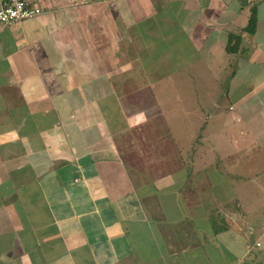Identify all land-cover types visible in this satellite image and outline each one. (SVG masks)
Returning <instances> with one entry per match:
<instances>
[{"label": "crops", "instance_id": "1", "mask_svg": "<svg viewBox=\"0 0 264 264\" xmlns=\"http://www.w3.org/2000/svg\"><path fill=\"white\" fill-rule=\"evenodd\" d=\"M29 1L0 31V264H264V0Z\"/></svg>", "mask_w": 264, "mask_h": 264}, {"label": "built area", "instance_id": "2", "mask_svg": "<svg viewBox=\"0 0 264 264\" xmlns=\"http://www.w3.org/2000/svg\"><path fill=\"white\" fill-rule=\"evenodd\" d=\"M42 10L29 0H0V31L39 16Z\"/></svg>", "mask_w": 264, "mask_h": 264}, {"label": "trees", "instance_id": "3", "mask_svg": "<svg viewBox=\"0 0 264 264\" xmlns=\"http://www.w3.org/2000/svg\"><path fill=\"white\" fill-rule=\"evenodd\" d=\"M255 10L252 9L251 13H249V16L247 18V24L245 28L243 29V32L249 34L250 36L254 35V28H255ZM240 36H229V42L227 43V46L225 48V51L227 53H235L237 50L238 43H240Z\"/></svg>", "mask_w": 264, "mask_h": 264}, {"label": "rangeland", "instance_id": "4", "mask_svg": "<svg viewBox=\"0 0 264 264\" xmlns=\"http://www.w3.org/2000/svg\"><path fill=\"white\" fill-rule=\"evenodd\" d=\"M225 69H226V71H231V68H230V67L225 68ZM226 71H224L223 73L226 74ZM206 74H208V77H209V76H212V75L218 77L217 80L212 79L211 82L207 83V87H209V90L211 91L212 94H214L215 92H219V88H220L221 86L224 85V84L222 83L223 75L220 73L219 68H218V67H211V68H209V71H207ZM213 76H212V77H213ZM209 79H210V78H209ZM199 86L201 87V86H203V84H202V83H199ZM224 86H225V85H224ZM201 88H203V87H201ZM214 95H215V94H214ZM204 101H207V100H204ZM217 125H218V124H216V126H217Z\"/></svg>", "mask_w": 264, "mask_h": 264}]
</instances>
